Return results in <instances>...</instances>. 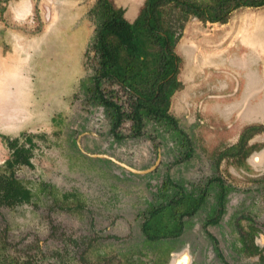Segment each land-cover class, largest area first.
<instances>
[{"label":"rangeland","instance_id":"374dc122","mask_svg":"<svg viewBox=\"0 0 264 264\" xmlns=\"http://www.w3.org/2000/svg\"><path fill=\"white\" fill-rule=\"evenodd\" d=\"M95 1L0 0V166L9 157L3 137L23 143L29 136L34 144L32 167L15 171L34 197L28 204L0 208V246L24 264H86L88 252L95 264V253L114 252V247L123 259L149 252L142 245L143 213L156 204L157 187L170 178L205 193L202 208L185 218L181 236L172 243L175 250L187 245L194 264H222L211 235L230 261L233 214L264 221V165L259 162L264 132L247 141L252 149L246 160L220 157L245 127L264 125V108L259 113L264 7L238 9L224 25L166 9L164 26L181 32L174 46L181 87L171 97L169 113L190 137L192 153L185 157L170 131L156 126L147 125L141 137L132 138L130 123L124 122V139L115 142L102 108L88 102L84 86L93 73L96 26L89 12ZM110 1L129 22L144 2ZM97 156L136 171L152 170L132 173ZM220 183L229 194L225 212L204 227ZM141 260L149 264L150 257Z\"/></svg>","mask_w":264,"mask_h":264},{"label":"trees","instance_id":"16d2710c","mask_svg":"<svg viewBox=\"0 0 264 264\" xmlns=\"http://www.w3.org/2000/svg\"><path fill=\"white\" fill-rule=\"evenodd\" d=\"M261 7L264 0H209L206 4L192 0H144L137 17L129 22L124 10L116 8L110 0H96L89 12L96 25L91 41L93 73L84 90L88 102L102 108L114 141L124 139L120 132L124 122L130 123L132 138L141 137L144 128L151 125L170 131L176 144L184 148L185 157L192 153L190 137L179 129L177 120L169 113L171 97L181 87L177 80L180 58L174 52L181 32L164 26L166 9H179L202 23L224 25L238 9ZM119 93L123 97H119ZM262 130L264 127L260 125L245 127L237 143L224 150L220 157H247L252 149L247 141ZM3 139L9 157L0 166V208H14L30 203L34 197L15 175L19 167H32L34 144L29 136L24 137L23 143L18 138ZM168 180L162 189L168 185ZM42 187L47 195L54 196L53 190H48L50 186ZM177 188L183 190L182 186L177 185ZM0 264L24 263L10 256L2 245Z\"/></svg>","mask_w":264,"mask_h":264},{"label":"flooded vegetation","instance_id":"af4514ba","mask_svg":"<svg viewBox=\"0 0 264 264\" xmlns=\"http://www.w3.org/2000/svg\"><path fill=\"white\" fill-rule=\"evenodd\" d=\"M264 127L263 124H257ZM261 132H264L262 130ZM264 151L260 155V165H264ZM238 159V158H236ZM246 160L247 158H242ZM255 160V159H254ZM255 162V161H254ZM168 185L165 189L162 186L157 187L156 204L148 206L143 217L140 229L144 236L142 245L151 248L149 252L131 253L129 258L123 259L121 253L114 247V252H98L95 264H145L141 259L144 256H149V264H178L181 257H185L186 261L183 264H194L195 260L193 254L190 252L189 246L185 249L175 250V245L172 243L181 236L183 226L186 219H191L204 205L205 193L200 188L187 190L183 184L174 183L167 178ZM166 179V182H167ZM264 187V176L261 180ZM177 185L182 186L183 190L177 188ZM161 187V189H160ZM260 193H264V188ZM229 195V194H228ZM227 191L222 183H220V190L216 194V202L211 210L210 218L206 220L204 227L213 225L218 222L225 212L226 204L228 202ZM231 219L230 228V261H227L219 252L218 243L213 236H209L213 243L214 254L222 264H264V221L252 220L248 214L235 215ZM245 225L240 226V222ZM92 248L91 241L86 244L85 249ZM93 252L84 253L87 262L86 264H93L90 262ZM175 260L174 263H172Z\"/></svg>","mask_w":264,"mask_h":264},{"label":"water","instance_id":"95a60500","mask_svg":"<svg viewBox=\"0 0 264 264\" xmlns=\"http://www.w3.org/2000/svg\"><path fill=\"white\" fill-rule=\"evenodd\" d=\"M91 157H96V156L91 155ZM97 157H99V158H101V157H103V158H107V159H109L110 161L115 162V163L119 164L120 166L126 168V169L129 170L130 172H132V173H136V174H144V173H148V172H150V171L152 170V169H151V170H147V171H136V170H133V169H131V168H129V167L123 165V164H120V163L116 162V161H115L114 159H112V158H108V157H106V156H97Z\"/></svg>","mask_w":264,"mask_h":264},{"label":"bare ground","instance_id":"6f19581e","mask_svg":"<svg viewBox=\"0 0 264 264\" xmlns=\"http://www.w3.org/2000/svg\"><path fill=\"white\" fill-rule=\"evenodd\" d=\"M186 261L185 257H181L178 261V264H183ZM175 262V260L173 261V263Z\"/></svg>","mask_w":264,"mask_h":264},{"label":"crops","instance_id":"0c3cea01","mask_svg":"<svg viewBox=\"0 0 264 264\" xmlns=\"http://www.w3.org/2000/svg\"><path fill=\"white\" fill-rule=\"evenodd\" d=\"M249 97H252V96L249 95V96L247 97V99H248ZM260 102H262V103H260ZM260 102H259V104L261 105V107H259V113H260L261 109L264 108V103H263V101H260ZM255 111H256V110H255ZM257 111H258V109H257Z\"/></svg>","mask_w":264,"mask_h":264}]
</instances>
